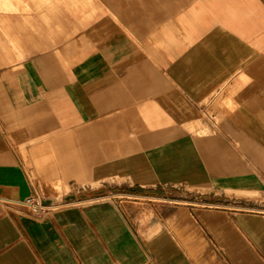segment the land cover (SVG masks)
<instances>
[{
	"label": "crops",
	"instance_id": "obj_1",
	"mask_svg": "<svg viewBox=\"0 0 264 264\" xmlns=\"http://www.w3.org/2000/svg\"><path fill=\"white\" fill-rule=\"evenodd\" d=\"M0 264H264V0H0Z\"/></svg>",
	"mask_w": 264,
	"mask_h": 264
},
{
	"label": "built area",
	"instance_id": "obj_2",
	"mask_svg": "<svg viewBox=\"0 0 264 264\" xmlns=\"http://www.w3.org/2000/svg\"><path fill=\"white\" fill-rule=\"evenodd\" d=\"M21 204L31 210L36 217L44 216L55 205L52 203H44V199L39 194H34L26 198Z\"/></svg>",
	"mask_w": 264,
	"mask_h": 264
},
{
	"label": "water",
	"instance_id": "obj_3",
	"mask_svg": "<svg viewBox=\"0 0 264 264\" xmlns=\"http://www.w3.org/2000/svg\"><path fill=\"white\" fill-rule=\"evenodd\" d=\"M59 202V200L57 199H44V203H52V204H55Z\"/></svg>",
	"mask_w": 264,
	"mask_h": 264
}]
</instances>
